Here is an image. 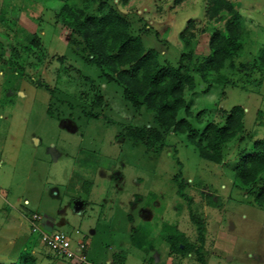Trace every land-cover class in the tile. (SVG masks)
I'll return each instance as SVG.
<instances>
[{"label":"rangeland","instance_id":"rangeland-1","mask_svg":"<svg viewBox=\"0 0 264 264\" xmlns=\"http://www.w3.org/2000/svg\"><path fill=\"white\" fill-rule=\"evenodd\" d=\"M237 1L240 55L210 81L195 71L196 86L185 89L189 113L179 112L202 130L224 122L234 105L244 107L243 130L216 163L173 128L137 135L139 126L154 127L155 114L135 108L105 75L64 22L61 0H0V262L34 256L37 264H67L32 233L28 214L38 212L41 227L48 219L65 231L85 264H264V206L236 177L242 151L264 137V69L257 68L264 0ZM110 2L163 61H178L189 18L197 28L205 21V0ZM205 28L194 41L199 55L209 53L211 28L224 26ZM248 62L257 66L243 68ZM166 224L195 250L170 253ZM136 226L153 239L149 252L132 243Z\"/></svg>","mask_w":264,"mask_h":264},{"label":"trees","instance_id":"trees-1","mask_svg":"<svg viewBox=\"0 0 264 264\" xmlns=\"http://www.w3.org/2000/svg\"><path fill=\"white\" fill-rule=\"evenodd\" d=\"M61 1L64 22L76 27L77 34L82 36L103 64L105 75L116 79L122 85L123 96L135 108L145 107L155 114L154 130L146 125L139 126L135 130L138 136L146 134L145 131H151L152 135L156 136L163 133L161 131L164 129L173 128L188 134L189 140L198 147L202 158L216 163L223 161L225 145L243 130L244 107L234 105L228 111L224 122L210 121L202 130L187 117H179V112L185 108L189 113L185 89L196 86L195 71L200 72L204 81H210L212 73L219 72L228 63L233 65L235 58L240 55L244 30L240 24L237 0H205L204 25L197 28L195 18L192 17L179 32L181 54L177 62L161 60L159 49L148 47L143 37L132 30L130 19L120 11L117 2L112 4L110 0ZM7 22L11 23L10 20ZM216 22H222L224 29L211 28L209 53L197 54L194 41L198 34L206 29V25ZM255 62L245 63L242 67L254 69L258 65L257 68L264 69V52L260 54L257 65ZM215 81H222V77ZM236 177L254 194L255 203L264 206V137L253 142L251 152L242 151L236 166ZM44 225V230L56 231L47 220ZM199 225H202V222H199ZM166 228L172 233L167 237L170 253L188 255L195 250L194 243L189 241L183 231L167 224ZM32 233L40 239L37 232ZM131 240L145 252H149L154 244L148 230L141 226H136ZM82 248L85 253L84 246ZM64 259L67 264H85L78 262V258ZM36 260L34 256H23L20 261H2L0 264H37ZM50 264H57V261Z\"/></svg>","mask_w":264,"mask_h":264},{"label":"built area","instance_id":"built-area-1","mask_svg":"<svg viewBox=\"0 0 264 264\" xmlns=\"http://www.w3.org/2000/svg\"><path fill=\"white\" fill-rule=\"evenodd\" d=\"M43 216L38 212H33L29 215V221L31 224V230L32 232H37L40 236L41 241L50 248L55 254H57L60 257L64 258H78L82 259V256L80 254H77L72 249L71 240L64 231H53L48 232L44 230L40 222H42ZM84 244L81 243V247H83Z\"/></svg>","mask_w":264,"mask_h":264},{"label":"crops","instance_id":"crops-1","mask_svg":"<svg viewBox=\"0 0 264 264\" xmlns=\"http://www.w3.org/2000/svg\"><path fill=\"white\" fill-rule=\"evenodd\" d=\"M16 215H18V214H15V216L14 215H10L12 218H16V220H18V218H17V216ZM48 220V219H47Z\"/></svg>","mask_w":264,"mask_h":264}]
</instances>
